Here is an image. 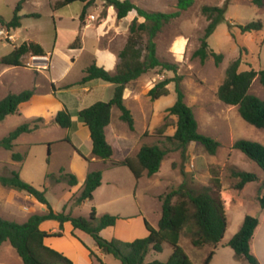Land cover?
<instances>
[{
	"label": "rangeland",
	"instance_id": "rangeland-1",
	"mask_svg": "<svg viewBox=\"0 0 264 264\" xmlns=\"http://www.w3.org/2000/svg\"><path fill=\"white\" fill-rule=\"evenodd\" d=\"M131 1L147 11L164 13L179 11L178 0ZM19 2L20 0H0V19L11 20ZM226 2H228L226 19L232 24V27L229 28L227 23H222L209 39L210 48L224 55L223 63L217 66L211 57L205 63H202L199 58H193L194 52L201 45V38L204 36L208 25L201 8L205 5L223 6ZM54 4L55 0H27L20 13L23 17L22 28L13 33L8 31L6 27L0 26V31H4V34L0 35V60L3 56L9 54L15 46H20L24 42L30 41L39 43L50 53V56H47L48 59H35V56L31 54L26 55L23 58L25 67L21 69L0 64V99L3 98L7 90L15 93L26 89L37 88L38 90L37 98L34 102L26 103L18 113L9 115L0 123V139L26 122H31L38 118L43 119L40 122L39 129L30 135L20 138L14 147V152L22 153L26 150L28 151V158L25 163L19 164L13 161L11 158L12 152L0 147V174L8 176L13 171H16L25 181L39 189L47 186L49 190L46 196L51 206L57 212H62L64 209L62 202L66 198V192H63L62 189L67 190L69 185L66 181H62L60 177L64 173L76 174L72 172L71 168V158L76 151L71 143L65 140L68 139V136L71 137L74 143L80 146L82 150H86L87 145L75 133V129L79 125V117L75 119V127L70 129L59 126L54 123L53 119L57 112L62 110L61 102L64 100L72 101L71 99L74 96L76 97V93L81 91L80 86L76 84L84 77L85 69L97 62V57L94 55L96 49L108 44H116V47L121 46L126 35L127 37L129 36V31L125 33L117 30L118 34L110 35V33L114 32V30H110L109 34H104L101 38L98 24L101 19L107 16L106 7L102 0H97L88 11L86 18L90 20L89 23L92 26L87 28H85L86 18L84 21L80 19L84 9L82 2L77 1L57 10L54 9ZM257 20H262L264 24V7H258L252 0H195L194 5L190 9L181 11L180 16L166 25L157 36V54L159 59L179 65L178 73L183 76L182 87L186 94V102L195 112L199 122V131L217 139L222 144L215 156L209 155L197 143L190 144L185 156L180 151L170 152L163 161L159 173L163 177V194L173 189H178L183 183H186L187 187L199 191L211 184L213 176H218L221 180L222 190L226 194L238 195L239 190L234 188L238 180L232 176L233 171L243 170L257 173L260 177H264V171L255 162L250 160L240 150L232 148L233 144L239 139H249L264 144V131L247 123L240 116L238 107L224 104L217 96L218 88L225 78V70L234 60L242 59L240 70L264 69V28L261 32L243 34L237 27V25H246ZM139 21L142 20L139 19ZM109 23L112 26L109 29H114L115 25L119 26V28L122 26L117 21L109 20ZM77 37H80V40L76 43V47L81 48L70 49V45L74 43ZM180 43H184L181 49L178 46ZM39 68L42 70H39L40 74L35 80L33 75ZM165 77L172 78L174 73L163 72L160 68H157L144 74L140 79H137L138 81L134 82L133 98H131L137 99L142 106L149 104L151 106L150 110L154 109V116L150 118L148 130L145 133L143 132V135L141 134L139 145L142 143L159 144L162 148H171L165 137L173 135L177 123V117L171 116L167 112V109L173 106L177 100L175 83L169 85L170 94L161 97L156 102L148 96V91L152 84ZM2 80L10 88L6 89V92H4V86L1 84ZM67 84H75L74 86L76 87L61 89ZM52 85H55L57 89L53 88ZM99 91L100 89L95 87L79 103V106L85 107L92 101L106 98ZM3 92L4 94L1 95ZM250 92L264 99V86L258 78L254 81ZM73 103L72 101L70 106L74 112L76 110L74 108L77 107ZM131 109L135 110L132 105ZM113 112V118L116 123L120 110L114 108ZM134 112L137 120V130L142 133L147 125H145L137 111ZM165 122H169L171 126L167 128L163 135L159 134L158 129ZM123 126L126 129L129 128L127 123H124ZM130 137L135 139L134 136ZM77 164L79 166L82 163L78 160ZM95 166L101 169L100 164ZM48 174L52 175V177L47 178ZM122 177L125 178L126 175ZM58 179L61 181L58 182ZM131 186L130 184L127 188L119 189L124 197L128 196L127 193L129 191L134 193V189ZM162 189L161 187H156L154 191L158 193ZM226 194L224 193L222 197H226ZM78 196L79 193L71 200L73 206ZM256 196L264 197V189L261 188L259 182L249 184L244 192L240 194L243 203L236 200L231 208L230 203L225 205V207H228L227 218L229 223L225 239L234 235L237 226L242 223L246 215L259 217L262 223L254 240V248L264 264V208L260 204L259 197L256 198ZM12 198L10 192L5 191V188L0 186V216L7 215L6 210H4V204L6 200L10 202ZM132 199L134 200L133 197L125 198V201L132 203ZM85 203L72 209L74 216L89 219L92 209L99 203V198L97 201ZM29 206L30 208L24 211L27 216L42 214V212L46 211L41 205H38V208L33 207L31 204ZM18 207L20 208V206ZM40 207L43 209H40ZM142 207L150 222H156L162 213L161 204L157 198H148L146 202L142 203ZM77 235L87 244L93 243L91 235L79 232ZM55 244L59 248L72 253H76L77 248L81 249L82 247L69 233H67L65 238L56 239ZM180 244L194 264H203L211 250L210 246H193L190 239L186 236H182ZM172 252V246L169 243H165L163 252H151L147 257V262L153 260L165 262L169 259ZM3 256H8L12 264L21 263H14L16 256L12 248L7 247L5 249L4 247L0 257L1 260ZM112 259L108 260L107 263L122 264L120 260L113 257ZM209 264L250 263L244 258L236 256L232 248H220Z\"/></svg>",
	"mask_w": 264,
	"mask_h": 264
},
{
	"label": "trees",
	"instance_id": "trees-1",
	"mask_svg": "<svg viewBox=\"0 0 264 264\" xmlns=\"http://www.w3.org/2000/svg\"><path fill=\"white\" fill-rule=\"evenodd\" d=\"M77 1L84 4L80 16L81 21H84L88 11L97 0H55L53 6L57 10ZM102 1L105 7L115 9L118 21L123 20L133 11L137 12V17L129 26V36L124 49L119 53L120 61L116 73H111L97 63H93L85 69V75L78 83L85 84L98 79L116 85L115 94L111 101H98L78 113L79 120L90 130L93 158L111 162L112 166H127L138 180L144 171H147L149 176L157 174L170 152L180 151L185 156L192 143L201 145L209 155L215 156L222 144L217 139L199 131V122L195 112L186 102V94L182 87L183 76L178 73L179 65L174 62L161 61L157 54V36L166 25L180 16L181 11L190 9L195 0H178L179 11L175 13L147 11L131 0ZM26 2L27 0H20L14 10L13 18L8 21L0 19V26L6 27L8 31L13 33L22 28L23 17L20 13ZM252 2L258 7H264V0H252ZM227 5L228 2L223 6L205 5L201 8L208 25L204 36L201 38V45L194 52L193 58H199L202 63H205L210 57L214 59L217 66L223 63L224 55L210 48L209 39L222 23H227L229 28L232 27V24L226 19ZM139 18L144 20L140 22ZM237 27L243 34H247L261 32L264 24L262 20H257L246 25H237ZM79 40L80 37H77L74 43L70 45V49L80 48L76 47ZM29 54L37 57L47 56L46 50L39 43L24 42L3 56L0 64L25 67L23 58ZM241 64L242 59L238 58L227 66L225 78L218 88L217 96L224 104L238 107L240 116L247 123L264 131V99L250 92L257 78L264 86V69L240 70ZM157 68L163 72L174 73L172 78L165 77L157 81L148 92V96L156 101L161 97L168 96L170 94L169 85L175 83L177 100L173 106L167 109V112L169 115L177 117V123L175 133L165 137L171 148H162L159 144H143L136 159L128 157L116 161L114 160V148L109 144L106 137V128L112 119V109L117 107L121 111V120L127 123L132 131H135L136 122L131 110L125 104L124 91L129 83ZM34 95L35 89H27L20 93L11 92L1 99L0 123L9 115L18 113L20 105L30 101ZM42 121V118H38L26 122L0 139V147L12 152L13 161L25 162L27 153L14 152L15 142L21 135L39 129ZM54 123L63 128H71L73 119L70 111L67 108L60 110L56 114ZM170 126L169 122H165L158 129V133L163 135ZM65 141L71 143L70 139ZM232 148L240 150L264 171V144L254 140L239 139ZM76 151L84 159L89 160L82 152L77 149ZM232 176L238 180L234 188L239 191L243 190L248 183L259 180L256 173L242 170L233 171ZM50 177L52 175L48 174L47 178ZM60 178L62 181H66L69 186L78 184L77 176L72 173H64ZM102 180L103 171L101 169L90 172L80 195L74 201V205L79 206L86 201H92L94 192L101 186ZM57 181L60 182L61 180L58 179ZM0 185L24 192L34 197L40 204L47 206L46 213L34 214L24 223H17L0 217V248L8 242L22 259L23 264H73L71 259L45 243L47 238L63 237L64 224L67 222H71L75 229H80L91 235L95 240L97 250L114 256L122 264H194L180 244L183 235L188 237L195 247L206 245L213 247L203 263L209 264L228 227L225 203L221 196L222 184L218 176H213L211 184L199 191H195L183 183L178 189L162 194L160 196L162 216L158 227H153L145 220L149 235L134 241H123L117 238L108 240L101 235L104 229L117 224V221L121 219L118 215L105 214L97 217L96 209L93 208L89 219H86L73 216L65 211H55L46 196L48 187L44 186L43 189H39L25 181L16 171L8 176L0 174ZM262 188H264V182ZM259 200L262 208H264V197L259 196ZM46 221L58 222L60 231L50 234L42 230L41 225ZM259 225L260 219L258 217L246 215L240 230L227 243V246L234 250L236 256L244 258L250 264H260L252 252V240ZM165 243H169L173 248L169 259L165 262L159 260L147 262V257L151 252H163ZM91 255L94 254L91 253Z\"/></svg>",
	"mask_w": 264,
	"mask_h": 264
},
{
	"label": "crops",
	"instance_id": "crops-1",
	"mask_svg": "<svg viewBox=\"0 0 264 264\" xmlns=\"http://www.w3.org/2000/svg\"><path fill=\"white\" fill-rule=\"evenodd\" d=\"M106 11H107L106 18L101 19V22L98 24L99 29H100L101 38H102V36H104V34L105 35L109 34L110 30H114V32L110 33V35L111 34H118V32H116L117 30H121V31L127 33L129 31L130 24L132 23V21L137 16L136 12L133 11L126 18H124L121 21H118L116 11L113 7H106ZM139 19L142 21L144 20L143 18H139ZM109 20L119 22L122 25L121 28H119V26L115 25L114 29H109V28H112V26L109 23ZM142 21H140V22H142ZM89 22H90V20H88V18H86L85 28L92 26V24H90ZM127 39H128V37L126 35L123 44H121V46H119V47H116V44H114V45L108 44V45H103V46H100L99 48H97L95 51V54H94L97 57L96 58L97 59V62H96L97 65L105 68L107 71H109L111 73H116L117 66H118L119 61H120L119 53L124 49V47L127 43ZM183 45H184V43L183 44L180 43L178 46L181 49ZM46 52H47V50H46ZM47 56H50L49 52H47ZM8 67H15V66H8ZM16 68L21 69L23 67H16ZM39 70H42V69L39 68L34 72L33 76H35V80L38 78V75L40 74ZM154 80L157 81V79H155V78H154ZM136 81H138V80H135V81H133L127 85V87L124 91V101H125L126 106L131 110V112L134 116L135 122L137 123L134 111H137L140 118L143 120V122L147 126L145 127V130L142 131V133L138 132L137 127H136L135 131H132L129 128L126 129V127L123 126V124L125 122H123L121 120V111L118 114V116H117L118 119L115 123V119L113 118V113H114L113 110H114V108H117V107H113L111 123L106 128V137H107L109 144H111L114 148V152H115L114 160H116V161H121V160H124L125 158H128V157L132 158V159H136L142 145L144 144V143H142L141 145H139L140 140H141V134L143 135V132L145 133L148 130V128H149L148 124L150 122V118L154 116V109L150 110L151 106L149 104L147 106H142L137 101V99H132L133 98V86H134V82H136ZM78 83L76 85L80 86V88H81L80 92L81 93L80 92L76 93L77 94L76 97L74 96L71 99L74 102L73 105H76L75 107H77V108H74L76 110L73 112V109L70 106V103H72V101L64 100L61 102V109L67 108L72 115L73 126L71 128L75 127V119L78 117V113L80 110H82L88 106H91L92 104H94L98 101H104V102L111 101L114 97L115 88H116L115 84L105 82L102 80H98V79L92 80V81L87 82L85 84H78ZM1 84H3V86H4V92H6V89H10L5 81H3ZM155 84L156 83H153L151 88ZM74 85L73 84H67L64 87H62L61 89H64V88L72 89V88L76 87ZM52 87L54 88L55 85L54 86L52 85ZM95 87H98V89H100V91L104 94V96L106 98H101V100L92 101V102H90L89 105H87L85 107L79 106V103H81L82 100L84 98H86L85 96L90 94L95 89ZM168 88L170 91V87H168ZM34 89H35V95L33 96V98L30 101H28L26 103H31V102H34L36 100L38 90H37V88H34ZM22 91H24V90H22ZM4 92L1 95H3ZM11 92H12L11 90H7V92L4 94L3 98ZM12 93H15V92H12ZM18 93H20V92H18ZM55 93L57 94V92H55ZM3 98H1V99H3ZM26 103L21 104L19 107V110H21V108ZM131 105L135 108V110L131 109ZM55 117H54V119H55ZM54 119H53V121H54ZM78 124L79 125L75 129V133L77 134V136L79 137L80 140L82 139V141H84L83 143H85L87 145V149L82 150L80 148V146H77L74 143V140L71 137L68 136V139H70L71 145L73 146L74 150L75 151H76V149L79 150L89 160L84 159L77 151L73 155V157L71 158L72 172L76 173L75 175L77 176L78 184L76 186H69L67 190L62 189L63 192H66V198L62 202L63 207H64L63 211H65L66 213H71L74 216V212L72 209L75 207H78V206H75V205L73 206V203H71V200H73L75 195H77L78 193L80 195L88 174L94 170H97L98 168H96L95 165L100 164L101 165L100 168L103 171L102 184L94 192V198L90 202L97 201L99 198V203L96 204V207H94L96 209V216L97 217H101L105 214L118 215L121 217V219H119L117 221V224L115 226L108 227V228L104 229L101 232V235L105 239H108V240H112L114 238H117V239H120L123 241H134L137 238L147 237L149 235V231L146 228L145 220H147L153 227L157 228L159 225V221L161 219L162 213H161L160 217L157 218L156 222H150L147 215L143 212L142 203L146 202L147 199L150 197L155 198V199L157 198V200L161 204V212H162V201L159 197L164 193L163 189H162L164 186L162 185L163 184V181H162L163 177L159 175L160 171L153 176H149L148 172L144 171L142 177L137 180L135 175L133 174V172L131 171V169L129 167H127V166H112L111 162H104V161L98 160L96 158H93V155H92V139H91V135H90V130L80 120L78 121ZM174 130H175V128H174ZM31 133H26V134L21 135L17 139V141L20 138H22L23 136L30 135ZM130 136H134L135 139L131 138ZM169 136H172V135H169ZM17 141L15 142V146L17 144ZM27 144H29V143H27ZM22 153H27V158H28V151L27 150L22 152ZM27 158H26V160H27ZM26 160H25V162H26ZM78 160L81 161V163H82L79 166L77 164ZM19 164H23V163H19ZM123 175H126V177L123 178L122 177ZM107 176H109V177L107 178ZM258 178H259V180L255 181V182H259L261 184V188H262V184L264 182V177H260L258 175ZM251 183H253V182H251ZM251 183H248L244 187L243 190L238 191V195L231 194V193L226 194V192L224 190H222L221 196L222 195L224 196V193L226 194V197H222L223 200L225 199L224 200L225 205H228L230 203V208H231L236 200L239 201L240 203H243V200L240 198V194H242L244 192V190L246 189V187ZM130 184L132 185L131 187H133V189H134V193H131L132 191H129L127 193L128 196L124 197L122 195V191H120L119 189L127 188L130 186ZM156 187H161L162 190L160 192L156 193L154 191ZM3 188H5V187H3ZM48 190H49V188H47V191ZM5 191H9L10 196H12L13 198L10 202L7 200L5 201L4 210H6L7 215H4V216L1 215L2 218H4V219L7 218V220L10 219V221H14L17 223L26 222L31 217L30 215L27 216L26 213L24 212L30 208L29 204H31V205H33V207H37V208L39 207L38 205H41V206H43L44 209H46V211L42 212V214L47 212V206L40 204L39 202H37V200L34 197H32L26 193L19 192V191L9 189V188H5ZM132 197L134 198V200L132 199V203L130 201H128V202L125 201V198L129 199ZM257 197H259V196H256V198ZM86 202L88 203L89 201H86ZM18 206H20V208ZM43 208L40 207V209H43ZM225 210H226V214H227L228 207H225ZM21 218H23V219H21ZM244 219H243L242 223H240L237 226L236 231L234 232V235L240 230V228L244 222ZM261 223L262 222L260 220V225L257 228L255 235H254V238L252 240V252L257 257V259L259 260V263L263 264L262 259L256 253L255 248H254V240H255L257 232L261 226ZM228 226H229V223H228ZM41 229L50 233V234L56 233V232L60 231V224L56 221H46L41 225ZM227 229H228V227H227ZM78 232L81 234L86 233L80 229H75L73 227V225L71 224V222H67L64 224L63 237H50V238H47L45 240V243L49 247L63 253L65 256H67L69 259H71L73 261V264H108L107 263L108 260H113L112 257L115 258L112 255L104 254L103 252L97 250V248L95 246V240L94 239H93L92 244H87L86 242H84L77 235ZM226 232H227V230H226ZM67 233L71 234L72 237L75 240H77L80 243V245H82L81 249L77 248L76 253L69 252L68 250H63L62 248H59L55 244L56 239L65 238ZM86 234H88V233H86ZM225 235H226V233H225ZM231 238L225 239V236H224L223 240L221 241L219 246L216 248V250H215L216 252H215L214 256H216L217 251L220 248H231V247L227 246V243L231 240ZM180 242H181V240H180ZM7 244H9V243L8 242L4 243L2 245V247L0 248V257H1V254L3 252L4 247H5V249L7 247L12 248V250L14 251V254L16 256L14 263L21 262L19 264H23L22 259L19 257L17 252L14 250V248L10 244L9 245H7ZM206 246H210V245H206ZM210 247L212 250L213 247L212 246H210ZM91 253H93L94 255H91ZM2 258H3L2 260L0 259V264H12L9 261L8 256H3Z\"/></svg>",
	"mask_w": 264,
	"mask_h": 264
},
{
	"label": "built area",
	"instance_id": "built-area-1",
	"mask_svg": "<svg viewBox=\"0 0 264 264\" xmlns=\"http://www.w3.org/2000/svg\"><path fill=\"white\" fill-rule=\"evenodd\" d=\"M2 34H4V31L2 30V31H0V35H2ZM38 58H44V59H48V57L47 56H42V57H37V56H35V59H38Z\"/></svg>",
	"mask_w": 264,
	"mask_h": 264
}]
</instances>
